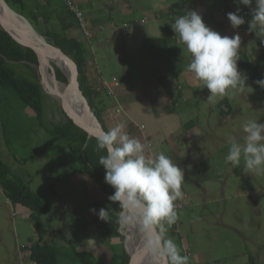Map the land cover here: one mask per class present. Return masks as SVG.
I'll return each instance as SVG.
<instances>
[{"label":"rangeland","instance_id":"obj_1","mask_svg":"<svg viewBox=\"0 0 264 264\" xmlns=\"http://www.w3.org/2000/svg\"><path fill=\"white\" fill-rule=\"evenodd\" d=\"M92 2L96 8L101 6L104 14L97 18L94 28H90L92 43L88 44L85 40L86 57L97 79L102 78L106 83L118 79L119 83L141 85L162 71V67L167 65L160 51L150 45L149 37H166L168 51L161 54L177 63V56L173 54L178 47L179 58L184 50L185 66L190 62L191 56L179 42L178 35L170 27L173 35L168 34V38L165 28L166 24L169 28L176 16L188 11L190 4H185L186 0L179 3L181 7L175 4L172 14L168 12L173 4L166 2L163 7L159 0ZM197 2V6L202 4L199 0ZM23 3L26 11L33 8L32 1L23 0ZM155 3H159L158 13L166 14L158 22L157 16L151 15ZM210 3L215 7L210 10L214 11L211 17H203L206 25L222 36L238 33L241 37L240 50L247 53L249 64L253 66L257 53L248 30L251 10L247 11L244 5H238L234 0H210ZM237 7L241 9L240 15L244 17L245 24L233 29L227 13L234 12ZM99 25L101 29H97ZM54 28L59 29L55 23ZM45 31L42 27L41 33ZM77 31L75 27L67 30V34ZM262 38L264 44V34ZM89 53H92L91 56ZM53 63H50L48 73L44 72L55 79L52 71L53 65L57 66ZM9 65L18 77L40 80V67L38 70L32 65L15 62H9ZM239 71L246 75V71ZM41 76L43 78V74ZM262 78L264 62L258 67L257 80ZM198 83L192 82L193 89L186 93L196 96L200 93L201 99H180V104L176 105L179 110L177 135L174 134V124L159 127L157 133L163 134L168 141L179 140L182 147L178 150L164 145L162 152L184 169L185 176L182 184L184 198L175 202L182 207L177 211V221L171 226L166 225L165 235L174 241L181 240L189 264H245L249 256L256 264H264V173L246 174L243 161L240 166L225 161L230 139L235 137L243 142V121L254 119L264 123V98L259 97L255 89L246 86L243 91H229L222 98L208 100L209 91L203 88L202 82ZM45 89L48 93L43 92L42 121L36 120L34 112L13 97L7 99L8 102L2 100L0 158L9 166L12 175L21 177L33 193L47 201L49 211L40 217L43 227L39 233L45 234L44 239L50 244L60 246L57 254L59 264H110L114 260V264H120L123 240H94L90 237L94 222L99 220L90 209L95 208L98 212L105 195L93 180L78 172L79 164L67 151L66 143L47 134L41 126L51 128L64 118L57 93ZM97 92L102 93V90ZM140 95L143 96L141 92ZM104 97L113 101L111 96ZM160 107L155 106V111L161 110ZM130 115L137 125L150 129L152 117L146 116L140 108L131 111ZM185 124L189 125L186 131H193L191 137L180 129ZM43 142L46 143L44 152L39 149V144ZM107 206L114 209L115 203L109 201ZM33 224L30 210L7 199L0 185V264L30 262L29 245L38 238ZM120 231H124L123 226Z\"/></svg>","mask_w":264,"mask_h":264},{"label":"clouds","instance_id":"obj_2","mask_svg":"<svg viewBox=\"0 0 264 264\" xmlns=\"http://www.w3.org/2000/svg\"><path fill=\"white\" fill-rule=\"evenodd\" d=\"M60 1L63 4L62 0ZM234 2L251 9L252 19L248 21V30L255 34L257 32L264 34V0H255V7H252L253 0ZM63 6L77 27L64 4ZM82 11L85 16L83 9ZM240 12L241 9L237 7L234 12L227 13V19L233 29L245 24ZM87 25L91 33L90 40L78 27L77 29L91 44L93 33L88 21ZM170 27L191 56L186 71L194 74L195 79L202 82L203 88H207L210 93L208 100L222 98L229 91H243L244 87L248 86L247 76L238 70L237 65L241 45L238 33L233 36H222L207 26L202 15L196 10H188L184 15L176 16ZM113 81L117 86L113 88L112 95L108 94L103 79L101 85L104 95L115 100V90L119 83L116 79H112L111 83ZM255 83L264 89V78L256 80ZM93 90L97 92L94 88ZM98 95H101V92ZM120 109L122 111L117 113L116 111ZM114 111L117 115L127 116L119 106ZM241 130L244 133L243 142L236 140L235 137L230 139L225 161L233 166H240L243 161L242 166L246 174L264 173V123L247 119L242 122ZM95 139L97 150H104L106 153L98 160V164L105 169L104 181L114 189L108 200L119 205L118 232L121 234L120 224L134 228L140 234L143 246L151 256V264H189V257L184 255L182 244L183 255L175 241L165 236L166 225H173L178 218L175 202L183 199L185 195L182 191V184L185 181L184 169L163 152L146 157L147 146L139 139L130 138L123 131L122 125L112 127ZM90 211L98 215L99 220L109 221V209L100 208L97 212L92 208ZM20 247L24 249L23 245Z\"/></svg>","mask_w":264,"mask_h":264},{"label":"trees","instance_id":"obj_3","mask_svg":"<svg viewBox=\"0 0 264 264\" xmlns=\"http://www.w3.org/2000/svg\"><path fill=\"white\" fill-rule=\"evenodd\" d=\"M5 1L12 9L23 15L36 31L41 33L42 27L43 29H46L45 33L43 32L41 34L46 38L47 42L59 48L64 54L69 56L75 62L79 70L78 81L81 92L89 102L95 117L102 125L103 129L108 131L103 120V111L105 110V107L95 100V98L98 96V93L95 92L88 84V78L86 75V63L88 61L86 55L88 51L85 48V46H87V40L79 32L78 35L73 33H71V35L67 34V30H71L75 28V26L74 23L70 21V18L66 13L61 1L30 0L32 1L33 8L28 11L25 9L23 0ZM214 7L215 6H212V8ZM244 7L247 11L251 10L248 6L244 5ZM252 7H255V0H253ZM188 10H194L191 4ZM210 10L201 14L202 17H211L214 11L210 12ZM24 14H27L28 17H26ZM54 23L55 26L59 28L58 30L54 28ZM165 28L167 31L170 29L167 27V24L165 25ZM249 34L250 38L256 45V62L253 66H251L248 61L247 53L239 49L238 55L240 59L238 60L237 65L239 69L246 71L247 85L255 89L259 97L264 98V89H261L255 83L258 75V67L262 62H264L263 38L262 34L258 32L255 34L254 32L249 31ZM148 41L150 45L153 46V48H157L160 51L162 60L168 66V68H165V70H162L158 73L156 79L158 84L165 91V94L171 99L172 76L170 74H175V72L173 71L172 66L170 67L169 65H173L174 61L161 54V52L168 51L166 37L150 38ZM91 54L92 53H89L90 56ZM173 55H175V53ZM9 62L26 63L27 65H32L34 67L39 65L37 62V57L31 49L17 44L6 32L0 28V104L3 99H6V102H8L7 99L13 97L23 107L30 108L34 112L36 120L42 121L44 117V94L39 81H30L26 78L16 76V73L9 65ZM178 71L179 69H176V72ZM52 73L57 82L59 81L61 82L60 84H67L65 75L58 67L53 66ZM41 126L47 134L59 137L66 143L69 154L76 158L79 164V173L93 180L99 190H101L106 197L101 208L109 209V221H95L90 237L94 240H112L119 238L123 240V243L125 244L123 239L124 235L121 233L123 235L122 237V235L118 232L119 205L118 203L114 202V209L107 206V203L109 202L108 197L112 195L114 191L111 186L105 183V169L103 166L98 164L100 156L106 154L105 151H98L96 148V139L91 136L89 137L86 132L74 125L73 122L65 115L60 124L56 123L51 128L44 127L43 124ZM0 185L6 194L7 199H9L14 204H21L30 210V219L34 222L33 227L38 233L37 235L39 240L32 242L30 245L29 250L31 253L29 261L33 262L34 264H59L57 254L60 246L50 244L48 240L44 239L45 234L39 233L40 228L43 227L40 217L49 211L47 201L39 195L33 193L29 189L28 183H26L21 177L12 175L9 166L5 164L1 158ZM166 238L168 237L166 236ZM130 241L132 240L130 239ZM175 243L180 249L181 255H183L180 240L175 241ZM132 244L135 249L141 252L140 246L137 243L132 241ZM125 251V245L124 247L122 245L120 264H134L130 256ZM129 253H131V255L135 258L138 256V254L132 248ZM142 260L145 263L143 257ZM114 262L115 260L111 261L110 264H114ZM245 264H256V262L252 256H249V260Z\"/></svg>","mask_w":264,"mask_h":264},{"label":"crops","instance_id":"obj_4","mask_svg":"<svg viewBox=\"0 0 264 264\" xmlns=\"http://www.w3.org/2000/svg\"><path fill=\"white\" fill-rule=\"evenodd\" d=\"M80 3V6L85 12L86 19L91 26V28H94L97 18L103 16V12L101 11L102 7L96 8L93 4L92 0H77ZM185 0H159V3L163 5V7L166 5V2L169 4H173L171 10L168 12L170 14L173 13L175 4H179L180 2ZM192 1V2H189ZM200 3L199 6H197L198 2L197 0H186V3H189L195 8V10L200 11V14H203L204 12L210 10L213 5H211L210 0H199ZM159 3H155L153 8V16L156 17V21L162 20L164 15L163 12L158 13L156 9L159 7ZM184 4V6H185ZM181 7L182 5L179 4ZM124 13L128 12L124 10ZM75 26V24H74ZM76 27V26H75ZM102 28V26H98L97 29ZM170 28V26H169ZM167 37L169 38L168 34L173 35V32L170 30L167 31ZM75 35H78L77 33H73ZM152 36V35H151ZM154 38V37H149ZM178 51L179 48L177 47L175 50V57L177 56V63H173L172 66L173 71L175 74H170L172 76V82H171V89H172V98L170 99L166 94L163 88L158 84L157 82V75L158 73L154 74L147 83H142L141 85L132 83L131 85H128L129 83H119V86L116 90L115 100H110L108 98L104 97V90L101 85L102 78L97 79L96 75L93 74V72L90 69L91 63L87 61L86 63V75L87 78L90 80V85L96 90H102L103 92L101 95H98L95 100L102 104V106L105 107V110L103 111V120L105 123V126L107 130H110L112 127L116 125H122L123 131L130 137L139 139L143 144H145L146 151L145 155L146 157H151L152 154L157 152H162L164 145L168 149L178 150L179 147H182L179 145V140L173 141L167 140V138L163 134H157L159 132V127H164L166 124H174L176 127L174 134L177 135L178 128L177 122H178V116H179V110L176 109V105L180 104V99L182 101L189 99L192 101H197L198 98L201 99L202 95L199 93L197 96L192 94H187L189 90H192L193 85L192 82H199L195 79L194 74L189 73L186 71V58L183 56L184 50H182V53L180 54V58L178 57ZM176 60V59H175ZM89 63V65H88ZM166 67H162V70H165ZM176 69H179L178 72H176ZM239 70V68H238ZM187 72V73H186ZM118 80V79H116ZM157 83V84H156ZM198 83V85H199ZM96 87H95V86ZM199 88V86H198ZM197 88V90H198ZM185 91H184V90ZM140 92L143 96L140 95ZM192 96V97H190ZM194 105V102L193 104ZM121 107L126 112V115H117L114 111L116 107ZM155 106H161V110L155 111ZM165 106L167 107L165 109ZM136 108H140L141 112L144 113L146 116L152 117V124L149 130H147V127L144 125H137L133 119V117L130 115L131 111L136 110ZM142 127V128H140ZM187 127L189 125L185 124L180 129L184 131L185 135L188 137H191L193 135V131L189 130L186 131ZM147 130V132H145ZM39 149L43 150V152L46 150V143H40ZM79 172V169H78ZM27 264H34L33 262H26Z\"/></svg>","mask_w":264,"mask_h":264},{"label":"water","instance_id":"obj_5","mask_svg":"<svg viewBox=\"0 0 264 264\" xmlns=\"http://www.w3.org/2000/svg\"><path fill=\"white\" fill-rule=\"evenodd\" d=\"M0 13L4 16V21L0 16V28L6 32L12 40L22 47L31 49L39 64V55L45 52L54 53L66 66L69 72L67 84H63V90L60 92V106L62 112L69 118L74 125L83 130L88 136L96 138L103 132L102 125L95 117L92 109L81 92L78 77L79 70L75 62L59 48L48 43L35 29L31 26L29 21L21 14L12 9L5 0H0ZM39 70V68L37 67ZM40 85L43 89L42 76L40 73ZM70 94L76 96L83 108L84 116L82 119L72 117V104L70 102ZM114 191V189H113Z\"/></svg>","mask_w":264,"mask_h":264},{"label":"bare ground","instance_id":"obj_6","mask_svg":"<svg viewBox=\"0 0 264 264\" xmlns=\"http://www.w3.org/2000/svg\"><path fill=\"white\" fill-rule=\"evenodd\" d=\"M0 16L2 18V21H4V16L1 13H0ZM38 58H39L38 68L40 67V73L43 74L42 84H44L43 85L44 91L47 92L45 88L52 89V91L57 93L58 97L61 99L60 92H62L63 90V85L58 83L56 79H53L49 75H46L45 72L48 73V68L50 67V63L54 62L56 66L62 71V73L66 77H68L69 72H68L67 66L54 53H51V52L44 51L42 54L39 55ZM42 62H43V65H42ZM70 102L72 104V110H71L72 116L74 118L82 119L84 116V112H83V108H82V104L80 100L73 94H70ZM122 226H123L124 231L122 232L120 231V232L124 235L125 244L123 243V245H125V249H126L125 252L130 256L133 263L134 264H145V263L151 264V256L149 255V253L143 246V242H142V238L140 234L134 228H131L128 226L120 225V229ZM130 239L140 246V251L143 253L139 252L137 249L134 248L132 241H130ZM131 248L138 254L136 258L133 257L131 253H129ZM142 257L145 260V263L143 262Z\"/></svg>","mask_w":264,"mask_h":264},{"label":"built area","instance_id":"obj_7","mask_svg":"<svg viewBox=\"0 0 264 264\" xmlns=\"http://www.w3.org/2000/svg\"><path fill=\"white\" fill-rule=\"evenodd\" d=\"M63 4L65 5V8L67 12L70 14L72 19L75 21L77 27L81 31V33L90 40L91 33L88 29L87 20L84 16V13L79 6L78 3H76L74 0H62ZM105 87L107 88L108 94L112 95V90L117 86V83L113 81L111 84L104 83ZM122 110H117V113H120ZM182 207L180 203L175 204L176 212Z\"/></svg>","mask_w":264,"mask_h":264}]
</instances>
